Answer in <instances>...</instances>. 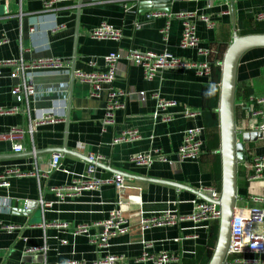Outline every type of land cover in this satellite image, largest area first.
<instances>
[{"label":"crops","instance_id":"0c3cea01","mask_svg":"<svg viewBox=\"0 0 264 264\" xmlns=\"http://www.w3.org/2000/svg\"><path fill=\"white\" fill-rule=\"evenodd\" d=\"M42 1L0 0V62L13 64L1 69L0 109L15 106L10 94L13 86L32 85L36 92L18 112L0 116V134L12 129L24 131L21 153H14V142L0 139V174L7 170L44 173L51 156L57 155L55 151L65 154H59V168L47 177H10L9 187L0 188V225L16 227L12 232L0 230V264H94L104 256H119L128 264H154L139 260L144 253H168L178 258L166 264H194L197 250L208 249L211 223L184 222L144 232L138 223L142 217L164 212L189 217L194 204L208 200L205 190L216 189L210 169L218 148L206 145L214 138L219 140L218 126L206 128L204 119L205 91L215 84V75L198 76L191 68L162 69L148 81L139 68L126 66L110 86H103L98 95L92 96L91 86L78 82L73 72H102L105 56L119 50L167 53L183 62H199L195 50L179 46L182 24L174 18L178 13L194 15L200 46L213 50L210 60H220L233 36V19L235 25L251 23L263 0H180L165 10L169 17H151L150 12L131 4H100L92 0H73L66 8L43 12ZM202 17L212 23V29ZM100 24L117 31L119 38L91 39L89 32ZM166 24L168 30L163 35ZM47 60L60 61V68L35 64ZM14 73L15 79L10 77ZM110 92L126 96L118 99L122 107L112 112V123L103 125ZM140 92L145 95L144 103L136 95ZM263 92L264 49H256L242 57L236 76V204L240 206L249 204L251 198L264 199V173L260 180H248L252 160L264 155V132L257 129L264 124V104L251 101ZM154 96L175 104L165 111L168 121L154 115ZM253 110L261 111V116H252ZM211 112L217 116L216 109ZM41 119L30 132V125ZM194 127L203 129V152L196 160L178 163L174 154L183 133ZM128 131H135L138 138L115 143ZM153 150L166 155L171 163H130L133 155ZM88 156L96 159V178L119 175L122 186L117 189L104 185L58 201L50 188L86 179ZM39 200L50 207L42 208ZM117 201L129 231L110 240L102 252L92 242L98 230L91 226L104 221ZM82 225L90 228L75 234V228ZM252 230L264 235V223ZM33 248L44 251L26 253Z\"/></svg>","mask_w":264,"mask_h":264},{"label":"built area","instance_id":"2783aa9c","mask_svg":"<svg viewBox=\"0 0 264 264\" xmlns=\"http://www.w3.org/2000/svg\"><path fill=\"white\" fill-rule=\"evenodd\" d=\"M73 0H43L42 11L54 12L59 8H66ZM95 3H119V4H131L132 7L150 12L151 17L165 16L169 17L165 13L166 6L180 0H92ZM211 2H208L207 6L211 7ZM227 13V12H226ZM228 14V13H227ZM176 20H179L182 24V31L179 40V46L184 49H193L196 55L201 59L199 62H183L170 54H156L153 52H138L135 50L116 51L107 54L104 58V70L95 74H83L80 71H74L73 77L81 83H87L91 86L92 96L98 95L103 86H110L112 81L125 71L126 66L137 67L141 70L143 78L145 80H151L159 70L162 69H178V68H191L198 76H204L210 78L213 75L214 68H220V60H210L213 53L211 48L203 45L200 46V41L195 34V28L193 25L194 15L190 13H178L174 15ZM201 20L206 23L208 29H212L213 25L207 18L202 17ZM254 22L264 23V0L261 9L254 16ZM168 24L161 31L163 35L167 33ZM88 36L94 40H117L120 34L108 27L105 24H100L97 28L92 29ZM39 66H48L54 68H60L61 62L58 60H47L43 62L35 63ZM7 66H13L10 62H0V78L1 69ZM11 78L15 79L16 74H12ZM11 96L14 98L15 106L9 110L0 109V116L16 113L20 110V106L27 102L30 97H35V88L32 85L13 86L10 90ZM134 95V93H132ZM139 97V101L144 103L145 95L140 92L136 94ZM126 94L120 92H110L107 97V102L104 108V116L102 120L103 125L112 123V112L122 107L121 103H118V99H122ZM155 100V113L154 115L161 120L168 121L169 119L165 115V111L172 108L175 104L172 102H166L154 96ZM253 104H264V92L253 99ZM252 116H261V111H251ZM190 116V114H188ZM47 118L50 116L47 114ZM42 122L38 120L33 125H30V132L34 129L36 124ZM260 132H264V124L257 128ZM203 129L201 127H194L184 131L181 145L174 154L176 161L181 163L185 160H196L200 157L203 150L202 142ZM24 131L19 129H12L7 134H0V139H8L13 144L14 153H21L23 151L22 140ZM138 138L135 131L123 132L115 143H126L134 141ZM62 156L57 154L50 158L49 168L44 173L39 172H20L18 170H7L0 174V188L6 189L9 187V178L15 177H30L36 176L37 178H45L48 174L56 171L61 162ZM169 158L162 154L159 150H153L151 152L137 153L130 158V163L137 166H149L154 161L159 160L162 162L171 163ZM88 166L86 167V176L84 180L73 181L69 186L60 188H50V192L54 194L58 201L62 202L67 198H73L80 192L88 190H98L104 185H113L119 189L123 184V178L119 175H114L110 178H96V159L93 156H88ZM249 181L260 180L264 173V155L255 157L250 165ZM208 194V200L194 204L193 212L189 217H181L171 212L160 213L151 217H142L138 223L141 232L147 231L152 228H159L164 226H173L178 223L190 222L197 224L200 222H217L220 218V209L217 205L219 200V191L213 188L206 189ZM237 202V201H236ZM39 205L42 208L50 207V204L44 203L39 200ZM264 199L263 198H251L249 204L243 206L235 203L234 213L232 218L230 238L227 247L225 264H264V235L263 233H255L252 228L255 225H262L264 223L263 212ZM118 206L120 202L117 201L115 208L109 212L107 218L104 221L92 224V228L98 230L94 240V245L102 250L108 248L110 240L128 233V220L124 218ZM49 227L64 228L62 225H51ZM90 226L82 225L75 228V234L86 233ZM0 230L5 232H12L16 230V227L7 225H0ZM149 245H146L148 248ZM44 249L33 248L26 250V253L43 252ZM140 261H150L154 264H166L170 262H177L178 258L173 254L161 253L157 256H151L144 253L140 258ZM64 264H78L76 262H66ZM94 264H128L124 258L119 256H104L98 259Z\"/></svg>","mask_w":264,"mask_h":264},{"label":"water","instance_id":"95a60500","mask_svg":"<svg viewBox=\"0 0 264 264\" xmlns=\"http://www.w3.org/2000/svg\"><path fill=\"white\" fill-rule=\"evenodd\" d=\"M166 6V10H168ZM236 25L233 19V36L228 44L221 63L219 94L216 114L218 117L220 160V186L218 207L220 218L217 222L218 231L214 249L207 264H225L227 247L235 203L238 200L237 166L239 150L237 148V131L235 127V92L237 68L242 57L249 51L264 49V33L238 36L234 30ZM57 154H65L55 151Z\"/></svg>","mask_w":264,"mask_h":264},{"label":"trees","instance_id":"16d2710c","mask_svg":"<svg viewBox=\"0 0 264 264\" xmlns=\"http://www.w3.org/2000/svg\"><path fill=\"white\" fill-rule=\"evenodd\" d=\"M236 29L238 30L240 36L243 35H249V34H262L264 33V23H250L248 21L246 22H238L236 23ZM226 50V49H225ZM222 53V57H223ZM222 57H220V61L222 60ZM213 75H215V84L210 85L206 87V98H205V127H212L217 128L218 121L217 116L212 113L211 111L217 109L218 104V94H219V79H220V68H214L213 69ZM219 146V140L218 138H214L208 146L209 149H217ZM210 175L211 179L213 181V184L216 188V190L219 191L220 186V160L219 156H215L214 160L211 164L210 169ZM218 222V221H217ZM217 222H211V225L209 227V238H208V249L205 248H199L196 252V256L194 258V264H207L212 251L214 249V245L216 242L217 237V231H218V224Z\"/></svg>","mask_w":264,"mask_h":264},{"label":"rangeland","instance_id":"374dc122","mask_svg":"<svg viewBox=\"0 0 264 264\" xmlns=\"http://www.w3.org/2000/svg\"><path fill=\"white\" fill-rule=\"evenodd\" d=\"M251 23H255L254 21H252ZM234 32H236V34L238 35V36H240V34H239V32H238V30L237 29H235L234 30Z\"/></svg>","mask_w":264,"mask_h":264}]
</instances>
